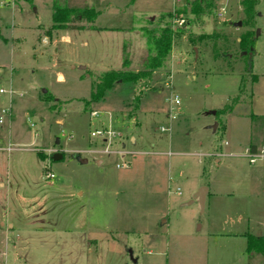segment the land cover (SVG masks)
Instances as JSON below:
<instances>
[{"label": "rangeland", "instance_id": "1", "mask_svg": "<svg viewBox=\"0 0 264 264\" xmlns=\"http://www.w3.org/2000/svg\"><path fill=\"white\" fill-rule=\"evenodd\" d=\"M243 1L215 0L192 32H221L237 43L250 29ZM254 1L249 73L236 46L230 63L214 61L208 48L178 35L145 87L113 84L85 109L99 74L122 69L124 60L127 70L140 69L147 55L141 30L172 23V0H0V219L10 235L5 248L0 243V264H236L234 245L222 239L229 209L264 206V158L252 165L212 154L233 152L225 142L238 154L249 141L258 153L264 145V120L252 121L264 115V0ZM55 5L93 8L95 28L46 35ZM219 8L225 13L217 19ZM174 96L177 105L169 102ZM234 100L229 113L210 114ZM102 128L121 135L116 147L139 152L130 168L117 169L115 156L99 165L90 155L104 147L90 137ZM129 134L138 137L135 146ZM54 153L62 159L53 161ZM202 186L209 192L200 209L193 196ZM229 192L239 199L231 202ZM260 257L242 264H263Z\"/></svg>", "mask_w": 264, "mask_h": 264}, {"label": "trees", "instance_id": "2", "mask_svg": "<svg viewBox=\"0 0 264 264\" xmlns=\"http://www.w3.org/2000/svg\"><path fill=\"white\" fill-rule=\"evenodd\" d=\"M215 0H183L181 4L172 8L173 13H168V18L172 20L183 19L184 24L181 26H174L170 22L166 26H161L158 31H148L146 28H142V34L145 38L147 45V55L143 58L140 69L138 71L127 70L128 63L124 60L123 68L120 70H109L99 74L91 84L89 98L83 101L84 108L92 102H96L103 97L104 92L109 89L113 84L119 82H130L136 89L139 87H145L144 83L149 81L153 71L162 68L168 61L171 46L175 36L186 34L188 41L196 46L198 49H209L210 58L216 61L218 58L231 62V56L233 57V47L239 51L240 60L243 62L245 70L248 73L251 70L250 56L253 53V35L254 32L251 29L253 27V7L257 3L254 0L242 2L244 8L245 25L250 27L249 30L244 32L238 37V42L235 40L229 41V37L221 32L213 31L210 34H196L191 30L192 26L198 25L204 20L209 12L214 7ZM95 17V11L93 8H75L72 6L58 5L54 6V12L52 16L53 24L49 30L45 32L50 36V31L55 29H71V30H83V26H74V23H79L81 20H85L88 28H94L92 25ZM221 41V42H220ZM234 45V46H233ZM200 60V58H199ZM256 77L252 76V81H255ZM243 86V83L241 87ZM46 94V93H45ZM48 101H54L51 96L46 97ZM138 98L135 99V102ZM58 101V100H57ZM250 102V101H249ZM237 100H234L230 105L223 107V109L215 112V115L229 113L233 107L238 104ZM58 104V103H57ZM52 106V105H51ZM51 106L49 107L51 109ZM264 120V116H252V121ZM224 129V126H221ZM254 141H251L248 146L250 153H258L257 145ZM246 250L248 252L259 253L264 258V237H256L250 234L246 235Z\"/></svg>", "mask_w": 264, "mask_h": 264}, {"label": "crops", "instance_id": "3", "mask_svg": "<svg viewBox=\"0 0 264 264\" xmlns=\"http://www.w3.org/2000/svg\"><path fill=\"white\" fill-rule=\"evenodd\" d=\"M87 28L88 27L86 26L84 29H87ZM261 116H264V115H261ZM218 128H219V125L217 124V127L213 131V133H215L218 130ZM222 132H225V127H224V129H222ZM128 141L130 142V144L132 146H135L137 144L138 137L135 135L129 134ZM250 143H251V141H249L245 145L243 153L238 154V153H234L235 152V146H232V144H229V142H225L224 146L233 148L234 149L233 152H232V150H230L227 153L226 152L225 153L217 152L216 154H212V155L218 156L221 158H223V157H233V158L243 157V158H246L245 151L248 148V146L250 145ZM121 145H122L121 147L123 148L124 153H126V156H124V160L128 164V166L126 167L128 169V168H130L129 157L130 156L133 157V156L137 155L139 152H137L135 150H129V151H131V152H129L125 148V143H122ZM259 146L261 147L260 150L264 151V145H259ZM117 149L119 150V147H117ZM0 150H1V148H0ZM104 159H105V157L101 158L100 160L95 159V162L99 165L100 164L102 165ZM117 159L120 161L119 158H117ZM259 160H261V159H259ZM214 162L220 163L221 160L219 158H215ZM261 167H262V170L264 172V163L262 164ZM4 188H5V183L2 180V178L0 177V190H3ZM207 192H209L208 189H207ZM262 193L264 194V188L262 190ZM195 194L193 196L194 199H195ZM224 196H226L233 203L239 199V197L235 196L233 194V192L232 193H230V192L225 193ZM206 198H207V195H205V201H206ZM205 201H204V205H205ZM233 205H236V204H233ZM236 208H233V212H232V210L229 209V213H228L229 214V220H230L229 226L231 227V229H230L229 233L226 235V237H224V236L222 237V239H224V238L228 239V241H227V239L225 241L227 243H230L229 245H234L235 250L233 252V254H234L233 261H234V263L236 262V264L237 263L238 264L246 263L245 257L250 258V257H253L254 254L255 255L257 254V255L261 256L260 257L261 261L264 264V258L261 254L255 253V252H248L246 250V235L247 234H250V235H253L256 237H264V206L263 205H256V206H254V209H252V207H251L246 212L242 208H239L240 210L236 209ZM250 223H252L253 227H255L254 232L249 230ZM240 225L243 226V229H237V227H240ZM5 226H6V224L0 219V243L2 244L3 247H4V244L6 243V240L9 239V237H10V235L9 236L7 235L6 229L2 231V228L4 229ZM7 226L9 227V224H7ZM8 234H10L9 231H8ZM219 240H221V237L219 238ZM1 244H0V246H1ZM249 262H250V259H249Z\"/></svg>", "mask_w": 264, "mask_h": 264}, {"label": "built area", "instance_id": "4", "mask_svg": "<svg viewBox=\"0 0 264 264\" xmlns=\"http://www.w3.org/2000/svg\"><path fill=\"white\" fill-rule=\"evenodd\" d=\"M183 0H172V7L174 8L175 6L179 5L182 3ZM225 11L223 8H219L218 11L215 12V18L220 19L223 17ZM184 24V20L183 19H174L172 21V25L173 27L175 26H181ZM171 79V76H168V82H166L165 86L166 87H171V82H169V80ZM0 92H2V90H0ZM170 104H178L179 101L177 99L176 96H174V98L169 99ZM171 108H170V112H171ZM98 116V112L96 111H91L90 112V118H96ZM174 116H171V119ZM168 130V128L165 127H160V131L161 132H166ZM90 137L92 138H96L98 139V141L101 142V144L104 145L103 148L101 149H97V150H92L90 151V155L92 156H99V158H103V157H110V156H115L117 158L120 159L121 163H117L115 166L117 169L122 168V166L127 167L128 164L127 162L124 160V156H126V153H124L123 148L119 147V150L117 149V147L114 145V143L116 142L115 139H121V135L118 132H114L113 130L110 129H96L90 132ZM114 145V146H113ZM118 145V144H116ZM122 146V145H121ZM246 154V158L248 159V162L250 164L255 163L257 160L264 158V151H261L259 153H250L248 149H246L245 151ZM49 178H53L52 174L48 175ZM177 194H180V192H177Z\"/></svg>", "mask_w": 264, "mask_h": 264}, {"label": "water", "instance_id": "5", "mask_svg": "<svg viewBox=\"0 0 264 264\" xmlns=\"http://www.w3.org/2000/svg\"><path fill=\"white\" fill-rule=\"evenodd\" d=\"M234 26L238 27L240 26V22L235 23ZM196 52V50H194ZM83 69V68H82ZM210 114L215 115V112H211ZM217 124H215L214 126L210 127L213 131L216 129ZM58 142V141H57ZM62 154L61 153H54L52 155V160L53 161H58L62 159ZM74 159L81 165L86 164L87 163V159L81 157L79 154H74ZM207 193V187L202 186L195 194V199L198 200L199 205H200V209H203L204 207V201H205V195Z\"/></svg>", "mask_w": 264, "mask_h": 264}]
</instances>
